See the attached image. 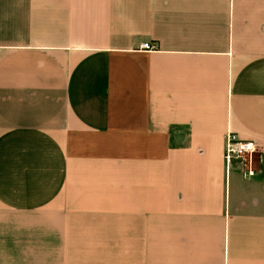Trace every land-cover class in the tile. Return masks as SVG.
Here are the masks:
<instances>
[{
	"label": "crops",
	"instance_id": "0c3cea01",
	"mask_svg": "<svg viewBox=\"0 0 264 264\" xmlns=\"http://www.w3.org/2000/svg\"><path fill=\"white\" fill-rule=\"evenodd\" d=\"M229 133L264 145V0H0V264H264Z\"/></svg>",
	"mask_w": 264,
	"mask_h": 264
},
{
	"label": "built area",
	"instance_id": "2783aa9c",
	"mask_svg": "<svg viewBox=\"0 0 264 264\" xmlns=\"http://www.w3.org/2000/svg\"><path fill=\"white\" fill-rule=\"evenodd\" d=\"M137 48L143 50H152L154 45L151 42H141L138 44ZM264 152V145L256 143L251 140L238 139L232 133H229L225 137L224 144V158L226 162L232 159H241L245 156H252L256 153Z\"/></svg>",
	"mask_w": 264,
	"mask_h": 264
}]
</instances>
